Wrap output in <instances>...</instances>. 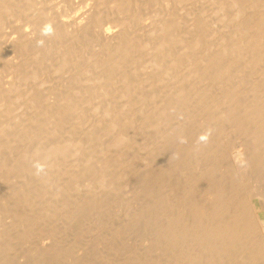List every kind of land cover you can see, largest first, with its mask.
Segmentation results:
<instances>
[{
  "label": "bare ground",
  "instance_id": "1",
  "mask_svg": "<svg viewBox=\"0 0 264 264\" xmlns=\"http://www.w3.org/2000/svg\"><path fill=\"white\" fill-rule=\"evenodd\" d=\"M37 1L0 0V27L10 22L13 25L10 19L18 18H24L22 24L29 27L19 28L16 21V30L11 29L15 33L8 28L12 32L4 33L8 38L0 37L3 39L0 41V241L16 239L26 243L55 239L61 236V227L65 230L60 231L69 233L76 230L74 236L78 237L88 231V226L97 224L106 227L108 239L130 231L143 233L144 239L155 247L154 252L159 253L156 255L161 256L155 257L159 264H170L168 258L172 262L170 252L177 261L172 264H264V225L259 214L260 201H264V179L255 190L251 188V178L247 182L243 177L247 173L259 175V179L264 177L263 0H214L217 4L224 3L235 16L233 24L228 25L231 31L216 45L204 43L209 35L205 34L208 28L205 30L204 25L192 22L194 25L186 28L188 24L183 25L186 20L181 24L182 18L176 17V20L171 15L156 21L150 18L151 25L146 22V26L136 28L138 31L133 23L127 24L128 28L120 25L121 29L119 25L118 28L104 26L98 36L100 44L103 43V50L98 51L100 59L96 56L95 65L87 60L102 72V86L78 89L70 83V87H62V92L60 89L45 91L43 84L34 86L35 74L33 86L23 85L24 81L31 83L32 80L28 76L32 69L26 71L30 58L23 57L36 52L39 60L43 53V56H52L61 49L60 55H64L66 62L63 65L78 64L81 70L83 65L79 63L83 62L81 59L86 61L89 46H84L85 51L81 52L80 47V54L74 51L75 45L88 40L91 17H96L90 9L75 14L78 0H62L63 4H59L75 14L72 21L63 17L66 14L60 18L62 12L58 9L55 12L58 4L49 13L47 4L40 0L47 9L42 10L41 6L42 11H38ZM108 1L110 12L121 19L126 16V20L122 19L124 25L128 17L138 16L130 10L134 7L129 4L131 0ZM115 14L111 15L115 17ZM148 47L152 50H147L149 55L145 58L148 59L143 60ZM38 55L41 56L38 58ZM76 55L79 58L82 55L78 63ZM170 71L176 78L179 75L177 85L181 86L172 90L173 84L172 91L169 90L163 86L166 77L160 86L168 91L156 90L159 79ZM49 78L48 74V81ZM77 78L68 81L75 85ZM117 79L122 82L114 88ZM195 126L200 127L198 131H194ZM229 128L239 132L238 137L243 140L251 139L250 146L256 144L251 146L249 154L246 151L249 156L245 161L237 158V138L233 142L224 140ZM176 143L179 146L173 148ZM244 148L247 149L245 145ZM199 155L202 157L198 158ZM172 164V169L183 174H175L181 175L175 182L170 176H174L170 173ZM170 183L186 191L185 201L181 194L175 201L172 195L169 197L173 190H169ZM185 210L190 217L184 216ZM189 234L193 238L191 242ZM188 241L190 244L185 246Z\"/></svg>",
  "mask_w": 264,
  "mask_h": 264
},
{
  "label": "rangeland",
  "instance_id": "2",
  "mask_svg": "<svg viewBox=\"0 0 264 264\" xmlns=\"http://www.w3.org/2000/svg\"><path fill=\"white\" fill-rule=\"evenodd\" d=\"M37 1V0H36ZM40 0H38L37 1V5L35 6V7H37V8H35V9H37L38 11H40L41 10V6L43 7L44 5H46L47 6V8H46V6H45V8L43 7L42 8V10L43 9H47V10H51V8H52V11H54L53 10V8L55 7V5H57L54 9H55V12H57L58 10V12L59 13H61L62 12V14H60V18H62L61 17V15H65L66 14V16H63V17H65V19L66 20H68V21H72V19H73V17L72 16H74L76 13H78V12H82L81 10H86V9H90V10H92V12H93V15L95 14V19H94V17L92 16L91 17V19H92V21L90 22V28H88L87 30V33L90 35H88L89 37H87L88 38V40H85V41H80V42H78V44L77 45H75L76 47V50H74V49H72V51L74 50L75 52L76 51H78L79 52V49H80V47H81V50H80V52L83 50V51H85V47L84 46H86V47H88V48H86L87 50H86V54H87V57H85L86 58V61L85 60H82L81 59V61H83L82 63H79V66H82L81 67V70H85V72H86V74L84 73V72H82L79 68H78V62L80 61V60H78V59H80L81 57H82V55H84V56H86V54H84L85 52H82L83 54L80 56V58H79V56H75V57H78V58H75L76 60L75 61H77V63L74 61V63H76L77 65H73V66H75V67H73V70H72V67L70 66V65H63V63L64 64H66V62H65V60H64V55H60V51L59 50H61V49H58L57 50V52L55 53V55L53 54L52 56L51 55H46V56H43L44 55V51H42L41 52V54H42V56L41 55H38V58H39V56H41V58H39V60H41L42 59V57L43 58H48L47 59V62H45L46 61V58H45V63L47 64V65H43V61H41L42 63H40V61L39 60H36L37 58L35 57V55H36V52H35V54L34 53H31V55L28 57V55L27 56H25V57H23L24 59H29L30 58V60H28L29 61V64H30V66H29V64H28V66L29 67H32V68H30L29 69V67L28 66H26V68L25 69H27V67H28V69L26 70L27 72H29V70H31L32 71V74H29L28 75V73H26V75H28V76H30L31 77V79L33 78V75L35 74V76H34V79L36 80V82H35V80H31V81H29V82H31V83H28V81H27V83H25L26 81H24L23 82V85H25L27 88H29V86L31 87V86H33L34 85V82H35V85L34 86H38L39 84L41 85V84H43V85H41L42 87H44V88H46V89H43V90H45V91H47L48 89L49 90H52V89H54V90H59L60 92H62L63 91V88L62 87H68V85H69V87H70V85L72 84V86L71 87H77L78 89H83V88H88V87H93V88H98V87H101L102 86V84H103V82H100V80H101V76H102V72L100 71V70H98V68L96 69V68H94L95 66H91V64L92 65H95L96 63H98L97 61H98V59H97V57L99 58L100 57V53H98V51H99V49L102 51L103 49V47H102V42H101V44H100V40H99V38H98V36H99V34L101 33V30H103V28H105V27H113V28H116V26L117 25H119V29H121V26L124 28V27H127L128 28V26H126L127 24L129 25L130 23H133V27H135V29L137 28V29H139L140 27L142 28V27H144V25L146 26L147 25V23L148 24H150L151 25V20H150V18L152 19V21H156L157 19L159 20V19H162V18H168V17H170V15L173 17V16H175V18L177 17L180 21H181V24L182 23H184V22H186V23H184L183 25L185 26V25H187L186 26V28H189V27H191L192 25H194L195 23L196 24H198V23H201L202 24V26L204 25V27H205V30H206V28H208L206 31L207 32H205V34H209L210 35V33L212 34L211 36H212V40H209L210 39V37H209V35H206V40H207V42H205L204 41V43H206V44H210V45H212L213 43L216 45V44H218L219 42H221V40L223 39V37H224V35L225 34H227V32L229 33L230 31H231V27H230V29H229V26H231L232 24H233V22H234V19H235V16H233L232 14H233V11H229L228 10V7L226 6V5H224V3H220V4H217V3H214L215 1L214 0H194V2H193V0H181L182 2H179L180 0H172L171 1V3H170V0L167 2V1H164V0H135V4H134V1L133 0H131L130 2H129V0H127V2H129V4H131V5H129V8H130V6L131 7H133V5H134V7H133V9L132 8H130V10H131V12L132 13H135L136 12V15H138L140 18H137L138 16H135V14L132 16V18L130 17H128L127 18V22L125 21V25L123 24L124 22H123V20H126L125 18H126V16L124 17V18H120L119 16H117L115 13H112V12H110L109 10H108V8L109 7H107V3L109 2L108 0H105V1H107L106 2V8L105 9H103L104 8V6H105V4H103V3H105V1L103 0H101L100 2L102 3H100L99 4V0H78V1H80V4H78L79 6V8H76V12H75V14L74 13H72V12H69V11H66V10H68V8H63L62 6L63 5H61V7L59 6V4H63V2H62V0H42L43 1V4H42V1H40V3H38ZM46 1V2H45ZM47 1H49V2H47ZM51 1V2H50ZM174 1V2H173ZM192 3H191V2ZM213 1V2H212ZM261 1V0H260ZM54 3V4H51V3ZM84 2V3H83ZM85 2H89L88 4H86ZM93 2V3H92ZM147 2V3H146ZM163 2H166V3H164L163 4ZM176 2V3H175ZM204 2H205V4H204ZM212 2V3H211ZM262 2H264V0L262 1ZM36 3V2H35ZM56 3V4H55ZM91 3V4H90ZM142 3H143V5H142ZM168 3V4H167ZM178 3V4H177ZM187 3V4H186ZM39 4H40V7H39ZM42 4V5H41ZM50 4V6H48ZM83 4V5H82ZM90 4V5H89ZM93 4H94V6H93ZM99 4V5H98ZM140 6H139V5ZM149 4H150V6H149ZM92 5V6H91ZM102 6L103 5V7H96V8H94L95 6ZM161 5V6H160ZM184 5H185V8H184ZM209 5H212V6H210L209 7ZM221 6V8H220V6ZM58 6H59V8H58ZM173 8V10H172V8ZM191 6V7H190ZM202 6V7H201ZM206 6V7H205ZM215 6V7H214ZM50 7V8H49ZM137 7H138V9H137ZM157 7H159V9H157ZM207 7H209V8H207ZM40 8V9H39ZM61 8V9H60ZM83 8V9H82ZM98 8V9H97ZM143 8V9H142ZM167 8H168V10H167ZM170 8V9H169ZM194 8V9H193ZM56 9H58V10H56ZM63 9V10H62ZM64 9H65V13H63L64 12ZM135 9V10H134ZM142 11H141V10ZM151 9V10H150ZM153 9V10H152ZM183 9V10H182ZM41 10V11H42ZM107 10V11H106ZM138 10V11H137ZM162 10V11H161ZM179 10V11H178ZM198 10V11H197ZM201 10V11H200ZM224 10V11H223ZM225 10H227V11H225ZM45 11V10H44ZM49 11H47V12H49ZM52 11H50L49 13H51ZM104 11V12H103ZM169 11V12H168ZM171 11V12H170ZM195 13H194V12ZM71 13V14H69V13ZM97 12H99L100 13V17H98V14H96ZM149 12V13H148ZM172 12H174V13H172ZM191 12V13H190ZM203 12V13H202ZM102 13V14H101ZM108 13V14H107ZM114 16V14H115V17H113L111 14ZM161 13V14H160ZM164 13V14H163ZM228 13H231V15H229ZM150 14H152V15H150ZM166 14H168L167 15V17H166ZM183 14V15H182ZM208 14V15H207ZM228 14V16H230L229 18H228V16L227 17H224V15L226 16ZM70 15V16H69ZM97 15V16H96ZM165 15V16H164ZM190 15V16H189ZM199 15V16H198ZM104 16V17H103ZM106 16V17H105ZM109 16V17H108ZM135 16V17H134ZM160 16V17H159ZM179 16V17H178ZM67 17V18H66ZM118 17V18H117ZM153 17V18H152ZM184 17V18H183ZM187 17V18H186ZM196 17L198 18V19H196ZM215 17H216V19H215ZM101 18V19H100ZM109 18V19H108ZM136 18V19H135ZM145 18V19H144ZM176 18V20H178ZM194 20H193V19ZM90 19V20H91ZM103 19V21H101ZM132 21H131V20ZM134 19V20H133ZM137 19H141L140 21L138 20L137 21ZM196 19V20H195ZM10 20H12V22H14V24L13 25H10L11 24V22H10V24H8V23H5L4 24V26L5 27H2V30H1V27H0V31H1V33H0V37H2V38H4V40H5V37L6 38H8V35L9 34H11L12 32L11 31H15L16 29L14 28L15 26L14 25H16V23L18 22L19 24H18V26H19V28H21L22 26L24 27V25L22 24V23H24L23 21H25L24 20V18L23 19H21V18H18V19H15V21L13 20V19H10ZM23 20V21H22ZM89 20V21H90ZM117 20H122V24L124 25H122L121 23H120V21H118V23H117ZM184 20H186V21H184ZM188 20H190V21H188ZM17 21V22H16ZM184 21V22H183ZM200 21V22H199ZM16 22V23H15ZM99 24H97V23ZM102 23V24H100V23ZM116 22V23H115ZM147 22V23H146ZM194 24H193V23ZM26 23V22H25ZM191 23V24H190ZM7 24V25H6ZM96 24V25H95ZM105 24V25H104ZM115 24V25H114ZM97 26V27H94V26ZM114 25V26H113ZM121 25V26H120ZM131 25V24H130ZM129 25V26H130ZM141 25V26H140ZM191 25V26H190ZM208 25V26H207ZM229 25V26H228ZM9 26V27H8ZM93 26V27H92ZM98 26H99V28H98ZM105 26V27H104ZM132 26V25H131ZM189 26V27H188ZM22 27V28H23ZM92 27V28H91ZM133 27H129V28H131V31H134L135 32V29L133 28ZM3 28H5L6 30H4ZM11 30V29H13V30H9V29ZM24 28H29V27H24ZM117 28H118V26H117ZM92 29V30H91ZM95 29V30H94ZM136 29V31H138ZM209 29H210V32H209ZM228 29H229V31H228ZM4 30V32H3V35H1L2 34V31ZM13 31V32H14ZM96 31H98V32H96ZM7 32H11V33H7ZM4 33H7L6 35H4ZM15 33V32H14ZM91 33V34H90ZM94 36H97V37H94ZM215 37V39H214V37ZM219 36V37H218ZM220 36H222V38L220 37ZM11 37H16V36H11ZM91 37V38H90ZM209 37V38H208ZM2 38H0V41H1V39ZM220 38V39H219ZM90 39H92V41L90 40ZM99 41H98V40ZM3 40V39H2ZM90 40V41H89ZM209 40V41H208ZM217 42H216V41ZM1 42H3V41H1ZM95 42H97L96 44H95ZM213 42V43H212ZM82 45H81V44ZM212 43V44H211ZM90 44V45H89ZM96 46H95V45ZM99 44H100V46H101V48H100V46H99ZM208 44V45H209ZM213 44V45H214ZM88 45V46H87ZM93 45V46H92ZM97 45L99 46V48L97 47ZM79 46V47H78ZM90 47H95L93 50L90 48ZM43 49V48H42ZM41 49V50H42ZM88 49H90L91 50V52L89 51V53H90V55L88 54ZM149 49H151L150 47H148L147 49H146V51H145V53L147 52V53H149L147 50H149ZM40 50V49H39ZM152 50V49H151ZM150 50V51H151ZM47 51V50H46ZM45 51V53H47ZM71 51V50H70ZM73 51V52H74ZM79 52V53H80ZM93 52H94V57L92 56V54H93ZM58 53V54H57ZM79 53H78V55H79ZM92 53V54H91ZM145 53H143V57H144V59L143 60H147L148 58V55L149 54H147L146 53V55H145ZM48 54V53H47ZM59 56V58H58V56ZM61 54H63V53H61ZM81 54V53H80ZM33 55H34V57H33ZM57 56V57H56ZM84 56H83V58H84ZM91 56V57H90ZM97 56V57H96ZM145 56H147L146 58H145ZM63 57V58H62ZM90 58V59H87V58ZM84 58V59H85ZM91 58H94V59H91ZM96 58V59H95ZM24 59H22L21 58V60H24ZM33 59H35V60H33ZM52 59V60H51ZM100 59V58H99ZM44 60V59H43ZM54 60V61H53ZM57 60V61H56ZM59 60V61H58ZM87 60H89V62H91V64L87 61ZM91 60V61H90ZM96 61V62H94V63H92V61ZM25 61V60H24ZM28 61H27V63H28ZM34 61H35V63L38 65V66H35L36 64H32V63H34ZM51 61V62H50ZM86 62V65H85V62ZM18 62H20V59L18 60ZM39 62V63H38ZM50 62V63H49ZM57 62H59L58 64H56ZM61 62H62V65H61ZM44 63V64H45ZM87 63L88 64H90V66H91V69H90V66H89V68H88V66H87ZM41 64H42V66H41ZM51 65V66H50ZM60 65V66H59ZM50 66V67H49ZM84 66H85V68H84ZM87 66V67H86ZM36 67H38V68H35ZM42 68V71H41V69L40 68ZM67 67H69V68H66ZM77 67V68H76ZM46 68V69H45ZM53 68V69H52ZM65 69V71H64V69ZM86 68H88V69H86ZM35 69V70H34ZM37 69H38V71H39V75L38 74H36V71H37ZM78 69V70H77ZM34 70V71H33ZM44 70V71H43ZM46 70V71H45ZM62 70V71H61ZM72 70V71H71ZM77 70V71H76ZM83 70V71H84ZM41 71V72H40ZM49 73H48V72ZM80 71V72H79ZM34 72V73H33ZM44 73V74H40V73ZM55 72H57V73H55ZM61 72V73H60ZM79 72V73H78ZM90 72H91V74L93 73V75H91L90 74ZM96 72V73H95ZM101 73L100 75L98 74V73ZM49 74V81H48V74ZM50 73H52V75L54 76H50L51 74ZM63 73V74H62ZM80 73H82V74H84V75H82V74H80ZM88 73L90 74V75H88ZM170 73H171V71H170ZM170 73H167L166 74V76H164V77H162L161 79H159V86H160V84H163V82L165 81L164 79L166 78V81L164 82V84H163V86H166L167 88H169V90H171V86L173 85V88H172V90L173 89H175L176 87H178V86H181V85H177L178 84V82H177V79L179 80V78L180 77H178L179 75H177V78L176 77H174L175 76V74L173 75V73H171V75H169ZM57 74V75H56ZM62 74V75H61ZM67 74V75H66ZM72 74V75H71ZM78 74V75H77ZM41 75V76H40ZM47 75V76H46ZM76 75V77H78L77 78V83L79 84H77V83H75V85L73 84V82H71V81H74L75 80V78H74V76ZM97 75H99L98 76V78L97 77H95V76H97ZM168 75V76H167ZM172 75H173V77H172ZM36 76L38 77V83H37V78H36ZM62 77V78H60V77ZM67 76H69V78L67 77ZM81 76V77H80ZM84 76V77H83ZM87 76H89L88 78H87ZM45 77V78H44ZM173 78V80H172V78ZM53 78V79H52ZM60 78V79H59ZM63 78H65V79H63ZM67 78V79H66ZM74 80H73V79ZM82 78V79H81ZM91 78H92V80H91ZM95 78V79H94ZM170 78V79H169ZM51 79V80H50ZM57 79H58V82H57ZM63 79V80H62ZM79 79V80H78ZM81 79V80H80ZM84 79V80H83ZM169 79V80H168ZM176 79V81H174ZM42 80V81H41ZM55 80H56V83L57 84H54V82H55ZM68 80H71V81H68ZM89 80H90V83H89ZM93 80L94 81H96L95 83H93ZM173 81V82H170V83H172V84H168L169 83V81ZM41 81V82H40ZM47 81V82H46ZM54 81V82H53ZM86 82V83H84V82ZM98 81V82H97ZM162 81V83H160ZM40 82V83H39ZM82 82V83H81ZM92 82V83H91ZM122 82L120 79H117L116 80V84L114 85V88L115 87H120V83ZM167 82V83H166ZM190 82H192V80H190ZM189 82V83H190ZM25 83V84H24ZM50 83V84H49ZM61 83V84H60ZM63 83H65L64 85H63ZM66 83H68V84H66ZM71 83V84H70ZM83 83H84V85H83ZM89 83V84H88ZM97 83H99V84H97ZM101 83V84H100ZM118 83V84H117ZM28 84H30V85H28ZM37 84V85H36ZM46 84H47V86H46ZM51 84H53V85H51ZM58 84H60L61 85V87H60V85H58ZM77 84V85H76ZM81 84L84 86H81ZM88 84V85H87ZM168 84V85H167ZM176 84V85H175ZM45 85V86H44ZM85 85H87V86H85ZM94 85V86H93ZM101 85V86H100ZM157 84H156V87H155V89L156 90H158V89H161V90H163L164 88L165 89H167L166 87H162V85L160 86V87H162V88H160L159 86H158ZM171 85V86H170ZM40 86V87H41ZM56 86H58V87H56ZM169 86V87H168ZM26 87H22V88H26ZM39 87V86H38ZM48 87V88H47ZM56 87V88H55ZM41 89V90H42ZM155 90V91H156ZM171 90V91H172ZM53 91V90H52ZM167 91H168V89H167ZM171 91L167 94L168 96L171 94ZM23 94L25 93V92H22ZM25 98H26V96H25ZM25 98H23V99H25ZM23 99H22V101H23ZM19 102H21V101H19ZM192 125V124H191ZM191 125H189V129H188V131H189V134L191 133ZM200 126V125H199ZM198 128H200V127H196L195 126V128H193V129H195L194 131H198ZM231 131H230V130ZM227 131L229 132L230 131V133H228V132H226L228 135H226L225 136V138H224V140H227L228 139V141H229V139L231 140L230 142H233V141H236V139L235 138H237V141H236V144H237V151H238V159H239V161H245V159L246 158H248L247 156H249L248 154L250 153V149L252 150L253 149V147H251V146H253L252 145V143H253V141H251V139L249 140V141H247V138H244V139H246V140H243V138H240V137H238V135L240 136V134H238L239 132H237L236 130H233V128H229ZM200 131V133H201V129L199 130ZM234 131H236V132H234ZM199 133V132H198ZM236 134V135H233V134ZM190 136V135H189ZM189 136L187 137V141L189 140H191V139H189ZM235 139H233V138ZM233 140V141H232ZM243 140V141H242ZM242 141V142H241ZM250 141L252 142L251 143V146H250V144H248V143H250ZM240 144H239V143ZM243 142H246V144H243ZM243 144V145H242ZM244 145H245V147H247V149L246 148H244ZM256 145V144H255ZM255 145H254V147H255ZM179 146V143L177 144H175V146H173V148H177ZM243 149H245V150H243ZM248 152V154H247V152ZM201 158L202 156L201 155H199L198 156V158ZM204 160V159H203ZM203 160L201 159V162H203ZM196 161V160H195ZM205 161V160H204ZM195 163V162H194ZM240 166V165H239ZM172 167H173V164L171 165V171H170V173L171 174H174V176L173 175H170L171 177H173V178H171L172 180H173V182H175V180H177V178L179 177V178H181L180 176L181 175H183V174H181V172L180 173H178L176 170H174V168L172 169ZM241 167H242V163H241ZM174 171V172H173ZM175 172H177V173H175ZM186 173V172H185ZM175 174H181V175H178V177H177V175H175ZM251 176H253V177H251ZM176 177V178H175ZM244 177V179H246L247 178V182H249V180L250 179H248V178H251V181H250V184H251V188L253 189V188H256L255 190H257V188H259L260 187V184H261V182H262V178L264 179V177H261L260 176V178L261 179H259V175L257 176V174H249L248 175V173H247V176H243ZM178 178V179H179ZM175 179V180H174ZM172 180H170V182L172 181ZM173 182H171V183H173ZM256 185V187H254L255 185L253 184V183ZM170 183V184H171ZM252 185H254V186H252ZM173 188H172V187ZM171 186H170V189L169 190H171V189H173V190H171L172 191V193L171 192H169L170 194H169V197H170V195H172V197H173V200L175 201V200H177L178 199V196H180V194H181V198H182V196L184 197L183 199H184V201L186 200V196H184L185 195V190H183L182 189V191L184 192V193H182V191H181V189H179L180 190V192H178L179 190H178V188H175V183H174V185H172L171 184ZM250 186V185H249ZM175 188V189H174ZM174 190L175 191H177L176 193L174 192ZM175 193V194H174ZM173 194H174V196H173ZM202 194V193H201ZM177 197H176V196ZM202 196V195H201ZM174 197H176V198H174ZM170 199V198H169ZM170 200H172V198L170 199ZM173 202V201H172ZM171 202V203H172ZM176 203V202H175ZM204 203H205V200H204ZM258 203H259V201H258ZM260 206H259V214H260V217H261V219L263 220V225H264V208L262 209V205L264 204V201L262 202V201H260ZM263 203V204H262ZM173 204H174V202H173ZM263 207H264V205H263ZM172 208V207H171ZM172 210H174L175 211V209H171V211ZM172 213V212H171ZM187 214V215H185V214ZM173 214V213H172ZM183 214H184V216H187V217H190L189 216V214H188V211H184L183 212ZM186 218V217H185ZM188 219L189 218H186V220L188 221ZM93 226V227H92ZM97 226V227H96ZM109 227V226H108ZM112 227H114V226H112ZM61 228H63L64 230H65V228L64 227H61ZM60 228V229H61ZM87 227H85V229H86ZM93 230H92V229ZM99 228V229H98ZM101 228H104L103 226L101 227V226H98L97 224L96 225H94V224H92V225H90V227L88 226V228H87V230H85V231H87V232H84V234L83 235H80V236H78V237H75L76 236V230H73V231H70V233L71 232H73L74 234L72 235V233L70 234L69 232H67V231H60V229H59V235H61L59 238L57 237V236H54V237H57V238H55V239H52L51 237H49V238H47V239H45V241L43 240V239H41V240H39V239H35L36 241H38V242H35V240H33V241H31V240H29L28 242L26 241V243H23V242H19L18 240H3V241H0V247L2 246L1 245V243L2 244H4V247L2 246L1 248H0V264H64L65 262L67 263V264H148L147 262H150V261H152L153 259L155 260L154 262H151V264H157L158 262H159V260L157 259V258H160L161 256H157V255H159V253H156V252H154L155 251V247L153 246V244H151L152 245V247H150L151 245H150V243L148 242V241H146V239H144V234L142 233L141 234V232L139 233V234H141V235H143V236H141V235H139L138 233H136V232H133V233H127V234H123V235H120V236H118V237H116V238H112V239H108V236H107V232H106V227L104 228L105 229V231H103L104 229H101ZM110 229H111V226H110ZM113 229H115V227L113 228ZM84 230V229H83ZM90 230V231H89ZM102 230V231H101ZM102 232V233H101ZM104 232V233H103ZM87 233V234H86ZM92 233V234H91ZM96 233V234H95ZM98 233V234H97ZM63 234V235H62ZM90 236H89V235ZM94 234V235H93ZM100 234H101V236H100ZM105 234V235H104ZM131 236V237H129V235ZM58 235V236H59ZM66 235H68V236H66ZM72 235V236H71ZM75 235V236H74ZM86 235V236H85ZM126 235V236H125ZM89 238H88V237ZM188 236H190V237H188V239L189 238H191L189 241L191 242L192 241V237H191V234H189ZM68 237V238H67ZM80 237V238H79ZM91 237V238H90ZM92 237H93V239L94 240H92ZM101 237V238H100ZM127 237V238H126ZM135 237H137V238H135ZM143 237V238H142ZM129 238H130V240H129ZM76 239V240H75ZM78 239V240H77ZM82 239H83V241H85V242H87V243H85V242H83L82 241ZM98 239V240H97ZM105 239H107V240H105ZM124 239H126V240H124ZM139 240V242H135V240ZM54 240V241H53ZM129 240V241H128ZM5 241H6V243H5ZM15 241V242H14ZM19 243H18V242ZM71 241V242H70ZM75 241V242H74ZM79 241V242H78ZM89 241V242H88ZM101 243H100V242ZM127 241V242H126ZM134 241V242H133ZM187 241V240H186ZM188 241V242H189ZM10 242V243H9ZM17 242V243H16ZM41 242V243H40ZM49 242V243H48ZM188 242H186L184 245L186 246L187 244H190V242L188 243ZM31 243V244H30ZM44 243H46V245L44 244ZM54 243V244H53ZM62 243V244H61ZM76 243V244H75ZM82 243V244H81ZM84 243H85V245H84ZM94 243V244H93ZM141 243H143V244H141ZM17 244V245H16ZM19 244H20V246H19ZM39 244V245H38ZM43 244V245H42ZM150 246H149V245ZM7 245V246H6ZM9 245V246H8ZM15 245V246H14ZM25 245V246H24ZM48 245H50L51 247H49ZM55 245V246H54ZM64 245V246H63ZM106 245V246H105ZM145 245H147V246H145ZM17 246H19V247H17ZM31 246H33V247H31ZM60 246V247H59ZM94 246V247H93ZM102 246V247H101ZM7 247H9V248H7ZM11 247V248H10ZM43 247V248H42ZM64 247V248H63ZM69 247H72L71 249L69 248ZM92 247V248H91ZM131 247V248H130ZM18 248V249H17ZM53 248H55V250L53 249ZM60 248V249H59ZM115 248V249H114ZM146 248V249H145ZM11 249V250H10ZM42 249H44V250H42ZM65 249V250H64ZM129 249H130V251H129ZM132 249V250H131ZM154 249V250H153ZM53 250H54V252H53ZM59 252H58V251ZM67 250V251H66ZM4 251V252H3ZM48 251V252H47ZM56 251V252H55ZM146 251V252H145ZM152 251L155 253H152ZM172 251H173V249H172ZM47 252V253H46ZM91 252V253H90ZM31 253V254H30ZM136 253V254H135ZM139 253V254H138ZM72 254V255H71ZM157 254V255H156ZM26 255V256H25ZM77 255V256H76ZM170 255L172 256V258L174 259V255H173V253H171L170 252V254H169V257H170ZM150 256V257H149ZM157 256V258H155ZM135 257V258H134ZM153 257V258H152ZM56 258V259H55ZM93 258V259H92ZM133 258V259H132ZM77 259V260H76ZM136 259H137V261H136ZM152 259V260H151ZM173 259H171L172 260V262L170 261V258H168V261L170 262V264H172L173 263ZM176 259V258H175ZM63 260V261H62ZM133 260H135V261H133ZM56 261V262H55ZM176 261V260H175ZM175 261H174V263H175ZM177 262V261H176ZM65 263V264H66ZM160 263V262H159ZM158 263V264H159ZM178 264H180V262H178ZM263 264V263H262Z\"/></svg>",
  "mask_w": 264,
  "mask_h": 264
}]
</instances>
